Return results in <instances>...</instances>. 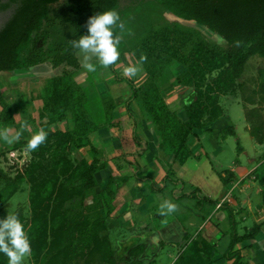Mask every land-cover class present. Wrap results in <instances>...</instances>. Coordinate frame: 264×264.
<instances>
[{"label":"trees","instance_id":"obj_1","mask_svg":"<svg viewBox=\"0 0 264 264\" xmlns=\"http://www.w3.org/2000/svg\"><path fill=\"white\" fill-rule=\"evenodd\" d=\"M151 1V5L141 7L143 11L146 7L154 11L167 10L180 20L195 22V25L208 29L227 43L211 40L193 24L171 21L158 25L150 12L145 15L141 11L136 18L129 20L121 18L115 27L120 54L133 57L134 65H138L141 71L130 78L120 76L116 64L109 68L115 73L117 82H126L132 90L126 102L128 114L131 116V105L136 101L142 117L154 126L164 156L162 162L166 165L164 186L158 191L166 200L172 201L182 181L176 178L173 164L184 165L195 155L190 140L198 137L196 130L224 117L222 95L235 94L239 90L246 105L264 107V70L260 72L262 82L258 89L248 93V84L241 81L249 60L255 56L264 58V0ZM120 2L25 0L0 33V72L27 70L43 64H49L53 69L61 66L74 69H65L61 75L46 81L41 96L43 105L38 111L39 121L30 118L48 133L46 141L36 150L29 151V138L22 134L19 142L11 144L9 149L29 151L28 163L14 178L0 168V183H4L0 191V207L21 192L28 180L32 182L29 192L31 215L20 219L29 234L30 256L35 264H72L80 258L87 264H142L149 251L148 245L158 246L152 233L157 227H149V232H137L129 240L119 241L118 249L114 248L111 233L118 225L111 218L118 207L117 180L110 176L106 187L98 191L97 174L107 169L109 162L101 158L100 149L91 137L101 124L90 110V92L76 79L81 62L79 50L73 47L72 41L87 34L89 17L108 9H118ZM131 20L134 21L130 23ZM126 26L136 33L128 34L130 30ZM141 57L146 59L141 61ZM175 63L185 70L172 80L167 69ZM210 76L215 77L212 82H208ZM175 87L193 89L183 104L188 116L186 121L168 101L170 90ZM102 100L106 122L113 127L118 103L110 93L103 94ZM0 101L3 104L0 123L5 128L19 130L21 124H17L15 114L28 110L32 102L21 97L16 99V106L2 97ZM260 112L259 107L252 108L246 117L251 135L258 143L264 144V116ZM65 120L71 121L72 129H53L54 125ZM227 135H237L233 125L221 131L222 137ZM87 147L91 148V159L72 156L73 151ZM238 150L240 153L244 151L240 140ZM170 156L172 162L168 160ZM50 163V170L44 176L42 170ZM136 165L139 170L140 165ZM232 174H221L225 185L235 181ZM251 174L261 188L260 204L264 210V157ZM119 184L122 186L123 183ZM199 191L195 188L190 194L181 193L177 200L195 198L198 216L204 212L214 218L215 212H226L230 228L223 235L227 234L230 240L221 250V245L208 236L198 234L195 237V233L193 236L187 232V241L173 264H215L219 255L229 264H251L242 252L244 247L238 246L256 239L264 222L246 227V231L240 233L236 209L226 201L217 208L220 200L200 196ZM90 198L92 204L89 205ZM123 248L128 254L122 251ZM125 255L132 260L129 262ZM0 264H8V258L3 254H0Z\"/></svg>","mask_w":264,"mask_h":264},{"label":"rangeland","instance_id":"obj_2","mask_svg":"<svg viewBox=\"0 0 264 264\" xmlns=\"http://www.w3.org/2000/svg\"><path fill=\"white\" fill-rule=\"evenodd\" d=\"M65 1V0H63ZM151 0H121L120 5L118 7V10L120 12V17L132 19L136 18L138 16V13L141 11L144 12L145 15H147L148 12L151 13L153 21H157V24H163L165 22H171V21H177L182 22V24H193L195 25V22H187L180 20L178 17L172 15L169 11L161 9L160 11H154L153 9H149L146 7L145 11L142 10V6L149 4L151 5ZM142 7V8H141ZM141 8V9H140ZM121 20V19H120ZM135 20V19H134ZM134 20H131L130 23H132ZM197 28L201 29L202 32L211 40L213 41H219L220 43L226 45L227 43L224 42V39L215 36L212 34L208 29L195 25ZM129 27V28H128ZM146 27V25H145ZM126 29L130 30V26H126ZM133 30V29H132ZM130 30L128 34L136 33L134 31ZM118 30H115L114 28V35L116 36ZM126 33V31L124 32ZM117 38L119 36H116ZM78 57L80 59V62L82 64L81 69L83 70V79L85 78L86 72H88L83 67V56L80 52H78ZM135 60L133 57L129 55H121L119 57V60L116 62L115 69L117 70L118 74L120 76L124 75V68L130 65H134ZM97 64L96 70L93 72V78L100 81V92L107 90L109 87L111 88H117L118 83L116 81V75L115 73L109 68H105L101 65H99L98 62L95 60L93 61ZM38 65L33 67L32 69H24L19 70L15 72H1L0 73V97L7 99L9 103H11L13 106H16V99L19 98L17 96L18 93H20L21 98H26L29 101L32 102L31 106L28 108V111L31 112V117L39 118L38 111L36 109L38 106H41L43 104V101L41 100V96L43 93V85L46 83V81L49 78L59 76L61 73L66 70H74L68 66H61L57 69H51V65L47 66L46 69H42L40 67L45 66ZM81 70V71H82ZM185 68L181 66L179 63L173 64L170 68L167 69V73L172 78L177 77L178 75L183 72ZM261 70H264V58H261L259 56H255L251 58L246 65L245 72L242 76L241 81H243L245 84H248L249 86L248 93L251 92L254 88L258 89L261 85V78H260V72ZM76 71V70H75ZM80 72V69L77 71V73ZM76 73V74H77ZM89 73V72H88ZM140 74V71L138 72ZM21 75V76H20ZM216 76V75H215ZM81 77V76H79ZM214 76H210L208 78V82H212L214 79ZM210 80V81H209ZM138 82V81H137ZM130 87V86H129ZM95 94L98 95L99 91L98 89H95ZM193 89L185 90L180 89L179 87H175L174 89L170 90L168 101L173 104L179 106L181 105V108H183V100L187 99V96L189 95V92ZM120 90H118L119 92ZM17 93V94H16ZM241 93V92H240ZM95 95V96H97ZM179 95H182L183 97L178 98ZM95 101L98 100L99 103L101 102L100 98L94 97ZM179 104V105H178ZM221 104L223 108L225 109L228 116L231 117V125H233L236 128L237 135H227L226 137L220 138V143L222 150L220 152H217L216 146L212 143L211 139L208 138V135L205 133L201 137V141L196 146L195 141L196 137H192L190 140L191 146L194 149L197 156L190 159L188 163L185 165V170L182 172V178L184 179L185 190L192 191L195 188L200 187V196L206 195L211 196L214 198H217L219 196V191H222L223 197L221 201L223 202H232L236 206V203L240 205L241 201L245 202L248 201L250 196L252 198L251 202L254 203V200H256L257 203H261L262 201L261 196L257 195L256 191L254 190V183L253 177H251L250 186L245 185L243 187L241 186H234L235 184H229L228 186L225 185L222 181V176L225 175V173L232 174V176H235L236 182L239 179V182L241 184L248 183V174L247 170L253 169L256 165H259V160L264 157V145H260V143L256 142L255 138L251 135L249 131V122L247 121L246 114L249 110L252 108H258L262 111L260 114L264 116V107H260V105H246V102L241 97H238L236 95L228 94L223 95L221 97ZM124 108L126 112L128 113V109L125 104ZM97 108V106H95ZM100 107V104H99ZM174 107V106H173ZM122 109V110H123ZM134 109V110H133ZM133 113H131V116L125 117V119L120 120L122 123L119 126V132L116 131V133H120L122 136L127 138L128 134L130 135L128 139H131L133 137V127L137 126L136 124L138 121L142 118L141 111L138 106L134 105L133 107ZM3 110V104L0 101V112ZM35 110V111H34ZM102 110L97 114V119L101 122L100 124L104 125L105 127H108V123L105 121V116L101 115ZM139 118V120L136 119V116ZM127 116V115H125ZM119 117V116H118ZM121 117V116H120ZM24 120L28 118V113L23 115ZM115 124L116 122H119L117 120H114ZM113 121V122H114ZM119 123V124H120ZM63 128L66 127V125H62ZM124 127V128H123ZM133 129L131 132L129 130ZM0 131H3L1 129ZM9 132L11 134H14L16 131L15 129H9ZM129 132V133H128ZM136 134V133H135ZM134 138V137H133ZM240 140L242 146L244 147L243 152H239L238 150V141ZM3 143V141H2ZM1 144V143H0ZM11 145L8 144V146L3 145L0 149V168L6 172L8 176L11 178H14L16 174L18 173V170H23L25 165L28 163L27 157L23 158L19 157L18 151H12L10 150ZM27 156V155H26ZM72 156L74 158H78L79 154L75 151L72 152ZM19 157V160L18 158ZM30 158V157H29ZM255 160V161H252ZM51 167V163L46 166L42 170V174L45 176L49 172V168ZM106 173V172H105ZM221 173V174H220ZM108 174V172H107ZM106 175V174H104ZM243 175L244 182H242L241 177ZM102 178V176H101ZM99 178V180H101ZM233 183V182H232ZM32 186V182L29 180L22 186V191L18 192L9 202L4 204L2 207H0V218H6L9 213L17 212L18 216H25L29 217L31 215V211L29 209V192ZM4 187V183H0V191ZM253 188V190H252ZM217 191V192H216ZM241 191H244L241 192ZM127 193V188L123 190L121 193V196H119L116 199V204H122L125 201V195ZM174 197H176L174 195ZM173 197V198H174ZM166 199V198H165ZM78 200V199H77ZM76 200V201H77ZM147 201V199H144V202ZM173 201V202H172ZM172 203L177 205V210L173 213H168L166 218L159 220L157 214L161 213V206L160 203L154 204V201L149 205L150 212L146 208H142V202L139 204V201H135L133 203L134 208L132 211L135 212L134 219L131 216V220L125 221V215L128 210H123L121 214L117 216L118 213H115V217L120 218V221H117V223H122V225L116 226L112 233H111V240L114 242V248L118 249V243L119 241H127L132 236H134L137 232L141 233L143 230H148L149 227H147L149 221H152V225L150 227H161V229L166 228L165 231H169L166 233V239L165 243L155 247L154 245H151V243L148 245V250L146 253L147 255L142 259V264H173L178 256V253L187 241V239L184 240V235L181 237H176L177 235H180V233H184V229H188V232L191 233L195 237L198 236V234L209 236V232L212 235H217V237H220L219 239H222L219 244L220 249L223 250L226 245L225 243L230 240L229 236L223 235L225 231L229 230V222L227 220H223L221 223L219 229L214 228V224L219 221L220 216H215L213 218V215L209 216L208 213H202V216H198V212L195 209V202L196 199L187 198L185 197L184 200L181 202H178L177 199H172ZM70 204V203H69ZM88 204H92V198L88 200ZM185 205L188 207H191L193 209V212L195 213V216L193 212H188L185 209ZM248 205V203H246ZM260 208V207H258ZM125 209V208H124ZM105 210V209H104ZM241 210V209H240ZM257 211V209H255ZM254 211V212H256ZM123 213V214H122ZM105 214V211H104ZM150 214V215H149ZM197 214V215H196ZM256 217L259 219L262 216V213L259 211L256 212ZM261 214V215H260ZM204 215V216H203ZM209 217V218H204ZM136 218V219H135ZM256 218V219H257ZM115 218H111V220H114ZM176 219V221L173 222L170 226L168 225L169 220ZM206 219V220H205ZM236 219L240 222L239 224V231L240 233H244L246 231V227H252L256 219L254 217H249L247 219L243 220V216L241 213H236ZM205 220V222H203ZM134 222L136 224V228L134 227V224H125ZM161 223H157V222ZM203 222V225L201 226V223ZM125 224V225H124ZM147 224V225H145ZM166 225V226H164ZM155 226V227H154ZM163 226V227H162ZM165 233H162V237H164ZM156 238V236H155ZM154 238V243L156 242L158 238ZM160 238V236H159ZM156 240V241H155ZM174 241L175 244L172 242ZM176 241H179L176 243ZM123 252H126L125 254H128L126 249H122ZM153 251V252H152ZM151 252V253H149ZM149 255V256H148ZM125 259H127L129 262L132 259H128V256L125 255ZM34 258L29 256L25 260V264H35ZM72 264H87L84 259H79L78 262L72 263ZM92 264H98L97 262H94Z\"/></svg>","mask_w":264,"mask_h":264},{"label":"crops","instance_id":"obj_3","mask_svg":"<svg viewBox=\"0 0 264 264\" xmlns=\"http://www.w3.org/2000/svg\"><path fill=\"white\" fill-rule=\"evenodd\" d=\"M47 66H49V65L46 64L45 66H42L40 68L46 69ZM81 66H82V64H81ZM51 69H52V66H51ZM82 69H80V72L76 74V79L82 86L87 88L90 92L89 93L90 110H91L92 114L96 117L97 122L101 123L97 119V117H98L97 114H99V112L101 110H102V113H100V116L101 115L105 116L103 100H102L103 94L110 93L112 95V97L115 99V101L118 103V106H119L117 108V110L115 111V116H116L115 120H117L119 122H116V124H115V121H114L113 127H110L109 125H108V127H105L104 125L101 124V128L97 132L93 133L91 136L93 143L100 149L101 158H103L104 160H107L109 162V167L105 170H102L100 173L97 174V178L99 181L98 191H101L102 189H104L106 187V185L108 184L109 177L113 176L117 180L116 184L118 186V193H117L116 199L119 196H121V193L123 192V190L127 188V193L124 194L125 195V201L122 204H119V205L117 204V206H118L117 207V213H118L117 216L119 214H121V212L123 210L130 209V211L128 210V212H126L125 215H123V217L126 218L125 221L131 220V216L134 219V217H136V216H135V212L132 211V209L134 208L133 203L136 200L139 201V204H141V202H142V208L148 209L149 212H150V208H152L153 206L148 207L147 205L150 206V204L154 201V204H158V202H159L160 206H161L162 203L166 200L163 193L158 191V188H161L164 186L163 179L166 175V165L163 164V162H162L164 159V156H163L162 151H160V148H159L158 135L156 134L154 126L151 122L147 121V119H145L143 117L139 120V118L136 116V114H134V115L136 116V119L139 120L138 123L136 124L137 126L133 127L134 130L131 128L129 130V132H131L133 130V132H134L133 137L134 138L132 137L131 139H128V138H130L129 134H128L127 138H125L124 136H122L120 134L121 132L116 133V131L119 132V129H120L119 128V123L121 122L120 120H122L123 117H124L123 118V120H124L125 117L130 116L126 112V110L123 109L124 105H122V104L126 105L127 100L132 95L131 88L129 87V85L126 82H122V83H118V87L115 89L111 88L113 86L112 85L107 90L100 92V85H101L100 81L93 78L94 77L93 72H89V71H88L89 73L86 72L85 78L83 79L82 78L83 77V70ZM79 76H81V77H79ZM169 77H170V79L173 80V78L171 76H169ZM95 89H98V91H99L98 95L95 94V91H96ZM186 89L189 90V88H184L183 91H185ZM118 90H120V91L118 92ZM240 92L241 91L237 90V92L235 94H232V95H236V96L241 97L243 99L242 92L241 93ZM42 95H43V93H42ZM95 95H97V96H95ZM17 96L21 97L20 93H18ZM94 97L100 98L102 103H99L98 100L95 101ZM181 97H183V96L182 95L178 96V98H181ZM183 103H185V100H183ZM99 104H100V107H99ZM42 105L38 106L36 111L39 110V108H41ZM134 105L137 106L136 101H134L131 105V113L135 112V111H133ZM95 106H97V108ZM173 106H172L173 109L179 110L180 118H182L183 120L186 121L188 119V116H187V113L183 110V108H181V105L177 106L176 104L175 105L173 104ZM224 111H225V109H224ZM27 113H28V118L26 120H24L25 118H23V115L24 114L26 115ZM30 114H31V112H29L28 110H20L18 113L15 114V119L17 121V124H22L23 122H27L28 127L23 130V135L29 139L31 138L33 133L41 130L39 128L38 124H36L35 122L30 120V118H31ZM125 115H127V116H125ZM33 118H35L37 120V123H38V121H39L38 118H36L35 116ZM105 121H106V118H105ZM121 124L122 123H120V125ZM62 125H66V127L63 128ZM229 125H231V117L228 116V114L225 111V115L221 119H219L213 123H208L203 129L196 130V132L198 133V137H196L197 141H195L196 146L201 141V137L206 133L208 135V138H210L212 143L216 146L217 152H220L222 150L221 143H220L221 131L223 129H225L226 127H228ZM72 128H73V124L69 120L62 121V122L53 126L54 130H57V129L68 130V129H72ZM249 128H250V124H249ZM1 129H3V131L4 130L9 131V129H13V128H5L3 126V124L0 123V130ZM0 143H1L0 148L3 147V145H4V147L8 146V144L5 142L2 143V141H0ZM260 145H264V144H260ZM192 150L194 151L193 148H192ZM0 151H2V149H0ZM14 151H18L20 154L19 157H22V159L25 157H27L26 159H29V157H30L29 151H26V150L23 151L21 149H17ZM76 153H78L82 157H88L89 159H91V148L90 147H87L81 151H77ZM23 154L25 157L23 156ZM194 154L195 155L193 157L189 158L184 165H179L178 163L173 164V167L176 170V175H177L176 178H180L182 180L175 190V193H174L176 196V197H174L175 199H177V197L181 193L190 194L192 192V191L190 192L188 190L186 192V190H185L186 184L183 181L184 179L182 178L181 173L184 172L185 165L188 163V161L190 159L194 158L195 156H197L195 151H194ZM19 157H17L18 160H19ZM168 160L172 162V160H173L172 156H170L168 158ZM252 161H255V160H252ZM117 163L120 164V167L117 166ZM136 163H138L140 165L139 170L137 169ZM257 166L258 165H256L250 171L249 170L246 171L248 174L247 175L248 180H249L248 183L246 182L245 184H241V182H239V179H238L236 182H233L231 184L236 183L234 186L238 185L241 187H243L245 185L250 186L251 185L250 182L252 181L250 175L252 176L251 173ZM107 172H108V174H107ZM104 174H106V175H104ZM101 176H102V178H101ZM144 177L146 179H144ZM252 177L254 179V176H252ZM99 178H101V180H99ZM241 179H242L241 181L244 182L245 178H243V175H242ZM119 183H123L122 186H120ZM252 183H254V185H255L254 190L256 191L257 195H259L261 188L259 186H257V184L254 180ZM199 189H200V187H199ZM252 190H253V188H252ZM241 192L244 193V191H241ZM223 194H224V192L222 193V191H219V196L217 198H214L211 196H207V197L212 198V199H218L221 201ZM203 196H206V195H203ZM145 198L147 199V201L144 202ZM251 200H252V198L250 196L248 201H245V202L241 201L240 205L238 203H236V206H235L234 204H232V202H228V203L236 209V213H238V211H239V213L242 214L243 220L249 218L250 216L254 217V219H256L257 218L256 212L259 211L260 213H262V216L259 219L257 218L255 223H263L264 222V210L262 209L261 204L260 203L256 204V202H255L256 200H254V203H252ZM246 203H248V205H246ZM258 207H260V208H258ZM185 209L188 212H193V209L191 207H188L187 205H185ZM255 209H257V211ZM254 211H256V212H254ZM193 214L195 216L194 212H193ZM216 215L220 216V217H217V218H219V221L214 224V228L219 229L220 226H218V225L219 224L221 225L223 220H226V212L219 210V211L214 213V217ZM155 217H158L159 220L161 221V219L167 217V214L159 213ZM113 218H115L113 220V222L116 225H122V223H119V224L117 223V221H120V218L115 217V215ZM160 221L157 223H161ZM174 221H176V219L169 220L168 225L170 226L171 224H173ZM125 224H135V223L134 222L132 223V221H131V222L125 223ZM145 225H147V224H145ZM151 225H152V221H149L147 227H150ZM164 226H166V225H164ZM135 228H136V226H135ZM165 230H166V228L161 229V227H157L152 232L154 235V238H155V236H156V238H158V240H157L158 246L162 245V242L165 243L166 233L169 231V229H168V231H165ZM144 232L147 233V232H149V230H144L143 234H144ZM187 232H188V229H184V233L181 232L180 235H177L176 237H181L182 235H184L183 237L185 240L186 239L185 236L187 235ZM162 233H165L164 237L161 236ZM159 236H160V238H159ZM225 236H227V234ZM208 237L212 241L216 242L217 244L219 243L220 237H217L216 234L212 235L209 232ZM172 242L175 244L174 241H172ZM177 242H179V241H176V243ZM238 247H244L242 252H243L244 256L246 257V259L248 261H250L251 264H264V225L262 227L260 234L257 236L256 239H254L252 241H245L243 244H240ZM215 260H216L215 264H229L224 258L221 257V255H219Z\"/></svg>","mask_w":264,"mask_h":264},{"label":"clouds","instance_id":"obj_4","mask_svg":"<svg viewBox=\"0 0 264 264\" xmlns=\"http://www.w3.org/2000/svg\"><path fill=\"white\" fill-rule=\"evenodd\" d=\"M120 12L116 9H108L95 14L88 19L87 34L80 35L73 40V47L83 56V67L94 72L97 64L107 68L113 66L119 60V39L114 35V28L120 23ZM146 57H141V61ZM141 71L138 65H130L124 68V75L134 77ZM28 127L23 122L20 130L11 134L8 130L0 131V141L9 145L19 142L23 130ZM48 133L41 129L32 134L28 140L29 151L36 150L47 139ZM177 205L170 200H165L161 205V214L173 213ZM31 241L25 225L17 212L9 213L6 218H0V254L8 258V264H25L26 258L31 255Z\"/></svg>","mask_w":264,"mask_h":264},{"label":"flooded vegetation","instance_id":"obj_5","mask_svg":"<svg viewBox=\"0 0 264 264\" xmlns=\"http://www.w3.org/2000/svg\"><path fill=\"white\" fill-rule=\"evenodd\" d=\"M25 0H0V33L19 11Z\"/></svg>","mask_w":264,"mask_h":264},{"label":"built area","instance_id":"obj_6","mask_svg":"<svg viewBox=\"0 0 264 264\" xmlns=\"http://www.w3.org/2000/svg\"><path fill=\"white\" fill-rule=\"evenodd\" d=\"M223 201H224V200H223ZM223 201H221V202L219 203V205L217 206V208H219V207L222 205V202H223Z\"/></svg>","mask_w":264,"mask_h":264}]
</instances>
